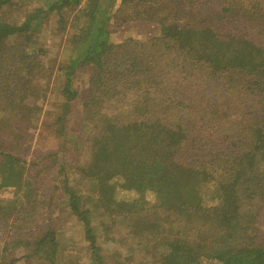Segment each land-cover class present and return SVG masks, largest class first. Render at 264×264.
<instances>
[{
    "label": "trees",
    "instance_id": "trees-1",
    "mask_svg": "<svg viewBox=\"0 0 264 264\" xmlns=\"http://www.w3.org/2000/svg\"><path fill=\"white\" fill-rule=\"evenodd\" d=\"M261 39L264 0H0V264H105L96 213L129 231V250L150 236L156 264H264V96L213 80L222 61L264 71ZM51 93L62 102L43 125L64 141L60 122L80 109L86 168L64 148L26 157ZM64 209L85 228L78 252L58 240Z\"/></svg>",
    "mask_w": 264,
    "mask_h": 264
},
{
    "label": "rangeland",
    "instance_id": "rangeland-1",
    "mask_svg": "<svg viewBox=\"0 0 264 264\" xmlns=\"http://www.w3.org/2000/svg\"><path fill=\"white\" fill-rule=\"evenodd\" d=\"M93 1L99 2L103 0ZM106 7L108 6L105 5L104 9H106ZM115 9H117V7H114V9H112V15L117 12V10ZM75 17L76 18H73V20L71 21V25H74L77 27V29H79L83 24L86 23V18H81L80 13H76ZM138 25H140L142 28L144 27V24ZM55 27V23H51L49 24L47 29L53 31V28L55 29ZM46 42L47 48L51 55H53V57L58 55L59 58H61V53L65 56L66 52L64 48L67 46V43L66 45L65 43L63 44L60 42L59 44L58 42L56 43L53 40L52 35L48 36V40ZM261 42H263L264 46V39H261ZM194 45L198 46V42H195ZM161 55L165 60H167L168 64L173 69H175L179 64L177 57H175L172 52L167 51L164 48L161 49ZM63 62L66 63V61ZM214 70L215 74H213V80H215L216 83H219L220 81L224 82L226 88H229L232 92L240 93V95L244 96L245 99L250 100L260 96H264V71L249 75L247 73L250 71L232 67L230 61H222L217 63L214 66ZM59 77L63 79L61 74H59ZM61 102L62 98L58 93H51L45 99H43V101H41L43 112H40L41 115L39 117V124L31 127V142L28 145L26 157H28L29 159L33 157L40 158L47 152L51 153L56 149L64 148V150H61L60 155L68 156V163L72 164V166L75 167L86 168V164H88L89 159L85 156L86 152L84 148L87 144L88 137L86 125L84 123V120L80 117L82 114V112L81 114L79 112L80 109L75 107V114L73 113V115H70L69 117L67 116L66 120L63 119L64 121L60 122V125L63 126L60 133H63L65 135L64 141L60 140V136L56 135L57 133L59 134V132L57 131L58 129L55 126L50 127L51 131L47 129L49 128V126L45 127L46 124H52V119H55L56 115L55 111H57L58 106ZM56 123L58 122L56 121ZM60 141H62L64 144H61ZM135 144L133 146H135ZM141 147L142 144L139 143L135 148V156L137 155L136 153L141 150ZM71 173L72 172H70V174ZM74 179L79 182V180H82V176L78 177L74 175ZM45 182L53 185V183H51L50 181ZM76 186L78 190L83 188L82 184ZM93 201L94 199H90L89 203H92ZM133 207L139 210L142 209L139 202L137 204L134 203ZM69 210L70 209H64V212H58L57 217L63 219L58 223L60 228V235L58 237V240L61 243L65 244V247H67V245L70 243L77 242V251L82 247H86L88 245V242L83 241L85 239V228L83 226V223H79L77 219L71 213H69ZM93 218L95 219V224L93 226L98 230L97 235L99 237V243L101 242L100 246L104 250L103 256L105 259V264H129L130 262H137L138 257H140L139 264H156L155 258L151 255V251L149 250V243L153 241L150 236L133 238V242H135L136 247H132L129 250L126 248V245L130 244V240L128 241L125 237L129 236L130 234L129 231H125V227H120L117 229L112 228L106 231V229H104L102 226L103 222L99 220L104 219V217L101 214L96 213V215H93ZM41 223L42 231H45V221L41 219L39 224ZM167 231H172L175 233L178 231V229L173 230L172 228L170 229V227H167ZM179 231L181 233H184L189 240H192L191 235L188 233V226H180ZM63 251L65 255L68 253V260L73 259V257H75L76 255H78V257H86V254L82 255L80 253H76L75 251H71V253L65 252L67 251V248Z\"/></svg>",
    "mask_w": 264,
    "mask_h": 264
}]
</instances>
